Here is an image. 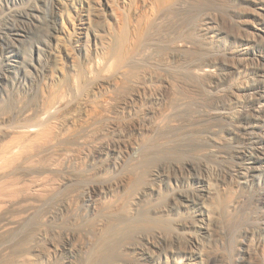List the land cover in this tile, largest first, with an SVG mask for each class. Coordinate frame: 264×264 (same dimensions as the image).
<instances>
[{
  "label": "bare ground",
  "instance_id": "obj_1",
  "mask_svg": "<svg viewBox=\"0 0 264 264\" xmlns=\"http://www.w3.org/2000/svg\"><path fill=\"white\" fill-rule=\"evenodd\" d=\"M201 1L0 0V264H218L248 203L264 234V0Z\"/></svg>",
  "mask_w": 264,
  "mask_h": 264
},
{
  "label": "rangeland",
  "instance_id": "obj_2",
  "mask_svg": "<svg viewBox=\"0 0 264 264\" xmlns=\"http://www.w3.org/2000/svg\"><path fill=\"white\" fill-rule=\"evenodd\" d=\"M206 0H204V2L203 1H201V2H198V4H200V5H202V6H207L208 4H206V2H205ZM204 4V5H203ZM199 8H201V6H199ZM11 81V80H10ZM255 84V83H254ZM254 84H252V85H254ZM14 86V84L12 83V82H8V85L7 86H5L4 88H3V93L6 95H4L3 93H2V91L0 92L1 94H0V103H7L8 102V99L10 98L9 97V95H11L12 93L11 92H13V91H15V90H13L12 88H13V86ZM183 88V87H182ZM184 89V88H183ZM13 90V91H12ZM20 91L18 92V90H16L17 91V94L18 95H23L24 94V88L22 89H19ZM185 92V91H184ZM8 93H9V95H8ZM11 93V94H10ZM186 94H189V92H185ZM185 93H181V94H184L185 96H187V103L189 102V103H202L203 101V99H202V97L199 99V97H197L196 96V94L195 93H192L191 94V96H188V95H186ZM3 96L5 97V98H3ZM8 99H7V98ZM7 100V102H6V100ZM2 100V101H1ZM199 100H201V102L199 101ZM9 101H10V99H9ZM147 103H149V101L147 102ZM242 103H251V101L250 100H248V99H245V97L243 96V102ZM157 141H155L154 142V140H153V138L152 137H150V136H147V137H145L144 138V142L142 143V146L143 147H141L142 148V150L143 151H146L147 149L149 150L150 148H151V146L153 147V146H155V144H153V143H156ZM145 143H147V144H145ZM148 143H149V146H148ZM153 144V145H152ZM159 144V142L158 143H156V145H158ZM150 147V148H149ZM147 150V151H148ZM129 161H127L126 163H128ZM213 163L214 162H212V164H211V166L213 165ZM129 164V163H128ZM215 164V163H214ZM264 179V178H263ZM218 180H220V179H214L213 181V186H212V188H213V193H212V197H210V200H212L211 202H214V203H218L219 201H221V200H228L227 202H229V201H231L233 198H234V196H235V191L237 190L236 189V182L235 183H233L232 182V184L231 183H222L221 182V180L220 181H218ZM230 186V187H229ZM232 186V187H231ZM233 188V189H232ZM235 188V189H234ZM227 189H229V190H227ZM255 189H259L258 191H257V193H259L260 192V188L259 187H256ZM169 190V191H168ZM216 190V191H215ZM224 190V191H223ZM171 191V186H169L168 185V187L167 186H165L163 189H162V191H161V195H157V196H155V197H157V198H155V197H153V198H151L150 200H152V202L154 201H156V202H158L160 199V201L162 202V201H164V200H166L165 198H167L166 196H168V193ZM227 191V192H226ZM225 193V194H224ZM164 194H165V196H164ZM234 194V195H233ZM223 195V196H222ZM159 196V197H158ZM165 197V198H164ZM223 197V198H222ZM227 197V198H226ZM230 197H233L232 199L230 198ZM219 198H220V200H219ZM155 199V200H154ZM164 199V200H163ZM210 200H208L209 202H210ZM155 202V203H156ZM210 202V203H211ZM246 208V207H245ZM254 208H253V206H252V204L251 203H248V205H247V208L246 209H244V210H240L239 212H236V214L235 215H233V214H230L231 215V217H229L230 215H228V217L227 216H225V219H224V223L223 224H221V226H222V228L221 229H223V227L225 226L226 228H225V230L227 231V232H229V236H231V237H229L230 238V242L228 241L227 242V244H225V246H224V244L222 245V244H219V245H217V247L219 248V249H221L222 251H223V253L225 252V254H224V258H223V260L221 261V262H218V264H251L250 263V261H248V260H250V257H251V255H252V257H251V259H253V260H258V261H262L263 263H264V234L262 233V234H260V235H258V236H255L254 237V239L252 240H250L248 243H247V245H246V247L248 248H246L245 250H239V248L238 247H236V243H237V240H238V237H239V226L242 224V221L244 222V221H246V220H248L247 218H248V216L254 211L253 210ZM177 210V211H176ZM176 210H174V213H172V216H174L173 214H175V216H178V215H180L179 217H181V216H184V215H186L187 214V212H186V209H185V207H182L181 209H177L176 208ZM180 210V211H179ZM249 210V213L247 212V211ZM252 212H251V211ZM188 211V210H187ZM183 212V213H182ZM189 212H192L193 213V211L192 210H190V211H188V213ZM246 212V213H245ZM255 212V211H254ZM184 213H186V214H184ZM248 213V214H247ZM233 216V217H232ZM231 219V220H230ZM233 219V220H232ZM245 219V220H244ZM230 220V221H229ZM240 223V224H239ZM224 225V226H223ZM220 226V227H221ZM229 230V231H228ZM237 230V231H236ZM230 233H231V235H230ZM236 233V234H235ZM263 236V237H262ZM234 237V238H233ZM262 238V239H261ZM259 240V241H258ZM261 240V241H260ZM257 241V242H256ZM252 242H255V243H252ZM260 242H262V243H260ZM234 243V244H233ZM233 245V246H232ZM223 246V247H222ZM231 249V250H230ZM229 250V251H228ZM166 253H170V251H168V252H166ZM231 253V254H230ZM253 253V254H252ZM238 255V256H237ZM245 255V256H244ZM260 255V256H259ZM227 256V257H226ZM246 257L247 259H246V261H241V258L240 257ZM263 256V257H262ZM259 257V258H258ZM260 257H262V258H260ZM158 259V260H157ZM261 259V260H260ZM225 261V262H224ZM249 263H248V262ZM159 262H161L162 264H165V263H163L162 261H161V258H155V259H153L152 260V264H161V263H159ZM167 264V263H166Z\"/></svg>",
  "mask_w": 264,
  "mask_h": 264
}]
</instances>
